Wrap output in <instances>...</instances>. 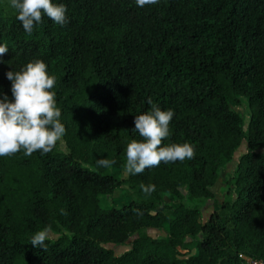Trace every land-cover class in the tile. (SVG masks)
Wrapping results in <instances>:
<instances>
[{
    "label": "trees",
    "instance_id": "1",
    "mask_svg": "<svg viewBox=\"0 0 264 264\" xmlns=\"http://www.w3.org/2000/svg\"><path fill=\"white\" fill-rule=\"evenodd\" d=\"M53 3L66 6L68 22L45 15L29 36L0 0V44L8 46L0 99L13 100L8 71L43 60L66 129L63 145L47 154L0 156V264H245L241 253L264 260V0ZM242 97L246 119L230 105ZM149 98L174 112L162 143H189L195 156L127 173L133 196L102 207L99 195L120 180L97 161L114 166L142 139L134 118L151 109ZM241 139L236 192L202 221L218 165ZM58 224L70 233L50 237L46 250L30 244ZM133 233L118 254L104 245Z\"/></svg>",
    "mask_w": 264,
    "mask_h": 264
},
{
    "label": "clouds",
    "instance_id": "2",
    "mask_svg": "<svg viewBox=\"0 0 264 264\" xmlns=\"http://www.w3.org/2000/svg\"><path fill=\"white\" fill-rule=\"evenodd\" d=\"M158 0H136L139 7L153 5ZM16 11V18L24 31L31 36L34 27L46 15L58 25L68 22L67 8L53 0H9ZM8 51L6 44H0V55ZM13 100L6 95L0 99V156H11L21 150L27 156L36 151L47 154L56 147L65 135V126L60 122L61 110L57 107L55 77L50 76L43 60L29 61L19 71H8ZM2 95V94H0ZM151 109L134 118V131L142 139H133L126 148L125 171L128 174H141L145 169L157 167L161 162L191 160L195 156L194 147L189 143L162 142L169 136V124L174 116L172 110H161L149 98ZM115 161L99 159L97 165L110 168ZM145 194L154 191V185H140ZM50 239V229L45 228L31 238V245L46 250L45 241Z\"/></svg>",
    "mask_w": 264,
    "mask_h": 264
},
{
    "label": "rangeland",
    "instance_id": "3",
    "mask_svg": "<svg viewBox=\"0 0 264 264\" xmlns=\"http://www.w3.org/2000/svg\"><path fill=\"white\" fill-rule=\"evenodd\" d=\"M231 107L239 112L244 119L247 118L248 107L245 101V97L239 98L236 104H230ZM61 146L63 142H60ZM245 150V140L241 139L239 145L232 151L229 158H223L217 168V177L213 184L211 185V190L213 195L208 200L207 204L201 209L200 219L204 220L207 218L208 214L215 208L219 202L227 198H232L235 194V188L233 185V173L235 162L237 161L238 155ZM126 157L123 155L118 164L111 166L108 169L109 172L114 174L120 182L113 188L112 192L109 194L99 195V205L102 207L119 206L129 197L133 196L132 189L125 178L127 173L125 171ZM175 197L165 195V201L172 204ZM43 230V229H42ZM41 231V230H40ZM147 233L153 237H162L164 231L162 229L148 228ZM39 232V231H38ZM70 232L62 225L58 224L56 229H50V237L54 238L60 234H69ZM135 234H130L122 244H104L106 247L112 249L114 254H118L125 250L130 245V240ZM179 252H183V248H178Z\"/></svg>",
    "mask_w": 264,
    "mask_h": 264
},
{
    "label": "built area",
    "instance_id": "4",
    "mask_svg": "<svg viewBox=\"0 0 264 264\" xmlns=\"http://www.w3.org/2000/svg\"><path fill=\"white\" fill-rule=\"evenodd\" d=\"M245 264H264V260L257 257H252L246 254H240Z\"/></svg>",
    "mask_w": 264,
    "mask_h": 264
},
{
    "label": "crops",
    "instance_id": "5",
    "mask_svg": "<svg viewBox=\"0 0 264 264\" xmlns=\"http://www.w3.org/2000/svg\"><path fill=\"white\" fill-rule=\"evenodd\" d=\"M202 221H203V219H202Z\"/></svg>",
    "mask_w": 264,
    "mask_h": 264
}]
</instances>
